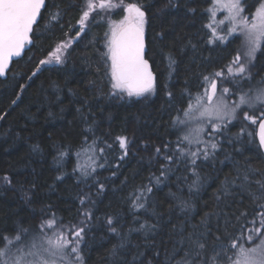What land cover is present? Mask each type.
<instances>
[{"label": "trees", "instance_id": "1", "mask_svg": "<svg viewBox=\"0 0 264 264\" xmlns=\"http://www.w3.org/2000/svg\"><path fill=\"white\" fill-rule=\"evenodd\" d=\"M46 1L47 11H43L35 27L31 49L12 65L7 79L0 80V232L11 230L18 223L35 227L49 211L66 222L77 223L82 219L79 198L89 193L96 203L90 206L93 219L81 245L84 264H165L167 253L180 238L181 228L187 234L191 225L206 213L221 208L230 213L236 207L251 204L245 199L240 205L232 197L217 200L226 177H236L239 168L242 179L247 164L264 172L257 126L238 121L227 128L231 135L226 134V138L235 140L241 126L253 135L242 136L241 142L233 145L225 139L224 150L214 160L201 164L198 190L190 191L186 184H178L176 177L181 172H177L159 185L153 182L148 212H134L128 200L129 193L148 185L153 174L160 175L154 148L176 140L171 121L178 109H186L188 98L181 97L182 90L187 87L195 95L200 73L207 74L227 64L237 54L236 49L242 51L241 40L223 46L206 42L205 10L211 7L210 0H174L175 6L169 5L168 0H124L125 4L140 2L152 6L145 32L147 58L157 82L153 93L120 98L109 95L110 84L99 53L104 51L102 44L108 21L124 13H111L106 20L98 17L97 24L90 21L88 31L67 50L65 63L41 65L40 61L49 59L56 45L75 36L84 2ZM252 4L255 0H249V6ZM193 8L195 12L190 11ZM55 12H60L59 22L49 18ZM169 57L175 61L171 67ZM255 64L253 72L264 75V45L256 55ZM169 90L173 92L171 99L166 95ZM93 121L96 135L103 136L112 150L107 152L108 165L98 169L95 178L85 180L73 169L87 163L85 156L77 158L76 152ZM117 136H127L131 141L123 160L118 159L123 149L115 140ZM61 151L68 155L61 157ZM4 177L10 178L11 184ZM260 178L258 174L250 176V179ZM97 181L105 185L99 195ZM181 200L190 203V210H180ZM108 216L119 221L126 242V247L115 256L111 249L119 243V238L108 230ZM134 216L138 217L136 222ZM145 220L158 224L154 233L147 236L135 230L129 233L130 228H138ZM133 256L137 257L135 261Z\"/></svg>", "mask_w": 264, "mask_h": 264}, {"label": "snow or ice", "instance_id": "2", "mask_svg": "<svg viewBox=\"0 0 264 264\" xmlns=\"http://www.w3.org/2000/svg\"><path fill=\"white\" fill-rule=\"evenodd\" d=\"M210 2L211 7L205 10L210 21L205 25L210 30L206 42L216 46L228 45L242 34L246 50L242 57L240 50L236 49L237 54L227 64L207 74L200 73V85L195 95L187 87L182 90L181 97L188 98L185 101L186 109H178L171 121L176 129V140L154 148L160 175L153 174L148 185L129 193L128 200L134 212H148L153 182L159 185L177 172H181L176 177L178 184H186L190 191L198 190L202 180L199 171L201 164L214 160L217 153L224 150V140L233 145L241 142L242 136L253 135L246 133L245 127L241 126L235 140L225 137L228 125L238 113L243 121L257 126L259 146L264 148V75L253 72L256 54L264 45V0H255L251 6L249 0ZM168 4L175 6L174 0H168ZM151 7L140 2L125 4L124 0H84L75 37L58 44L50 58L40 61V64L65 63L67 50L89 28V22L97 24L99 20H106L111 10L119 9L124 13L123 18L110 24L109 31L104 34L105 50L99 53L104 75L110 84L109 95L123 98L124 95L141 97L153 93L156 78L146 58L148 49L145 35ZM42 10L47 11L46 0H0V77L8 73L13 57H20L25 47L33 43L34 25L41 18ZM218 10L226 13L223 19H216ZM190 11L195 12L196 9ZM49 18L59 22L60 12L50 13ZM169 59L171 67L175 61L171 57ZM35 75L36 72H33L32 76ZM256 77L259 79L253 84ZM245 82L251 85L247 90L243 87ZM166 95L173 98L170 90ZM193 121L197 126H191ZM94 125L95 121L85 130L80 150L76 152L77 158L85 156L88 162L73 169L85 180L95 178L97 170L108 165L107 152L112 150V145L103 136L96 135ZM115 140L123 149L118 159L123 160L128 155L131 141L127 136H117ZM66 155L67 152H60L61 157ZM116 167L119 168V165ZM241 171L238 168L236 177L225 178L222 194L217 195V200L232 197L233 202L238 201L240 205L244 204L245 199L250 200L251 204L236 207L230 213L222 208L206 213L198 223L191 225L187 234L181 228L180 238L172 251L167 253L165 264H264V172L247 164L241 179ZM257 174L260 179H250V176ZM4 180L11 184L10 178L4 177ZM237 180H240L239 184ZM104 187L102 182H96L97 195L103 192ZM79 203L82 219L77 223L66 222L49 211L35 227L18 223L13 229L0 232V264H84L81 245L84 244L85 230L93 219V207L90 206L96 202L89 193H85L79 198ZM191 207L189 202L181 200L182 212ZM133 220L136 222L138 217L134 216ZM106 223L108 230L119 238V243L111 249L115 256L119 254L118 250L126 247L125 238L120 231L119 221L108 216ZM157 228L158 224L145 220L138 228H130L129 233L135 230L147 236ZM178 253H181L179 258ZM136 259L133 256V261Z\"/></svg>", "mask_w": 264, "mask_h": 264}, {"label": "rangeland", "instance_id": "3", "mask_svg": "<svg viewBox=\"0 0 264 264\" xmlns=\"http://www.w3.org/2000/svg\"><path fill=\"white\" fill-rule=\"evenodd\" d=\"M114 2H116V1H114ZM257 8L259 7V5H257L256 6ZM118 11H121V10H119V9H114V10H111L109 13H107V15H109V14H111V13H114V12H118ZM246 11H247V9H246ZM253 11H255V9L253 10ZM124 15V14H123ZM123 15L120 17H115V19H114V17H113V19H111V20H109L108 22V26L106 27V32L107 31H109V26H110V24L113 22V21H116V22H118L120 19H122L123 18ZM226 15V13L224 12V11H222V10H218L217 11V16H216V19L217 20H220V19H223L224 18V16ZM109 17V16H108ZM210 21H209V18H208V16H207V19H206V24L207 23H209ZM78 27H79V25H78ZM78 27H77V29H78ZM86 31H88V28H86L85 29V32ZM84 32V33H85ZM209 32H210V30H208L207 31V33H208V35H209ZM81 35H83V34H81ZM67 36H69V35H67ZM71 38H73V36L71 35L70 36ZM75 37V36H74ZM81 37V36H80ZM239 38H240V40H241V47H242V51H240V54H241V56L243 57V55H244V52H245V48H244V46H243V41H244V37H243V35L242 34H239ZM76 41H78V40H76ZM75 41V42H76ZM74 45V43H72V46ZM102 46H103V48H104V41H103V44H102ZM223 46V45H222ZM263 46V45H262ZM56 47H57V45H56ZM70 49V48H69ZM105 50V49H104ZM259 52V51H258ZM257 52V53H258ZM68 55V54H67ZM257 55V54H256ZM68 59V57L66 58V60ZM47 60V59H46ZM245 83H247V82H245ZM230 86V85H229ZM245 90H247L248 88L246 87V88H244ZM233 99H236L235 97H233ZM238 121H242V123L244 122V124H248V125H252V124H250L249 122H247V121H243L242 120V118L240 117V115H239V113L237 114V116H236V119L235 120H233L229 125H228V127H230L231 125H233V124H235V123H237ZM192 127H195V126H197V124H196V122L195 121H193L192 122V125H191ZM253 126H255V125H253ZM256 132H257V129H256ZM226 134H228V135H231V133H229L228 131H227V129H226V131H225V136H227ZM85 159H87V157H85ZM86 162H88V161H86ZM247 246V245H246ZM233 259H235V256L233 257Z\"/></svg>", "mask_w": 264, "mask_h": 264}, {"label": "water", "instance_id": "4", "mask_svg": "<svg viewBox=\"0 0 264 264\" xmlns=\"http://www.w3.org/2000/svg\"><path fill=\"white\" fill-rule=\"evenodd\" d=\"M46 4H47V1H46ZM43 11H44V10H42V13H43ZM42 13H41V16H42ZM40 20H41V18H39L38 21H37V24L34 25V30H35V27L39 24ZM34 30H33V33H34ZM145 35H146V44H147V49H148V41H147V34H146V32H145ZM32 41H33V34H32ZM33 43H34V41H33ZM33 43L30 44V45H27V46L25 47V49H24V51H23V53L21 54L20 57H13L12 63H11L10 66H9L8 73H9V71H10L12 65H13L15 62L21 60V59L25 56V54L27 53V51H29V50L31 49ZM147 53H148V51H147ZM146 58H147V54H146ZM149 63H150L151 66H152V63L150 62V60H149ZM152 72H153V74L155 75L156 82H157V75H156V73L154 72L153 66H152ZM8 73H7L5 76L0 77V80H6L7 77H8ZM256 137H257V141H258V143H259L258 128H257V132H256ZM260 149H261V151H262V153H263V155H264V148H261V147H260Z\"/></svg>", "mask_w": 264, "mask_h": 264}]
</instances>
